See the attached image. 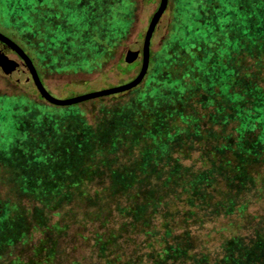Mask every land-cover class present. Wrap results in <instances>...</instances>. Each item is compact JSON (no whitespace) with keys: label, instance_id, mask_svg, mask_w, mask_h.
Here are the masks:
<instances>
[{"label":"trees","instance_id":"trees-1","mask_svg":"<svg viewBox=\"0 0 264 264\" xmlns=\"http://www.w3.org/2000/svg\"><path fill=\"white\" fill-rule=\"evenodd\" d=\"M207 1L212 6L201 5L197 20L202 26L170 48L171 62L151 67L138 93L140 101L104 105L95 124L85 107L74 108L75 115L61 126L57 115L47 121L39 118L33 125L20 120L11 137L2 141L0 163L14 174L18 192L34 197L48 214L61 215L62 207L79 199L87 207L81 213L83 221H99L101 226L111 220L116 223L94 234L102 264H264L260 230L246 239L234 233L235 223L227 220V228L221 226L217 233H230L221 243L226 252L213 262L200 248L203 244L195 232L220 216H245L247 194L264 197V0L250 3V9L241 3L227 7L220 0ZM23 2L22 8L9 14L20 13L25 19ZM45 2L50 18L45 26L54 27L52 35H59V25L52 21L63 18L72 24L60 36L70 33L76 23L85 29L71 38L86 60V49L99 45L110 57L112 49L107 46L130 23H112L117 15L111 23L102 16L94 21L85 4L72 6L63 0L65 10L60 11L51 0ZM73 8L74 18L69 19ZM31 12L29 20L36 28V11ZM226 15L230 17L223 22L221 16ZM232 20L238 21L236 32H226L233 27ZM13 26L12 33L31 54L28 42ZM201 31L203 35H195ZM135 66L120 58L114 68L122 73ZM50 131L57 136L53 140L46 135ZM47 153V163L39 165L43 167L35 173L28 170ZM45 167L53 174L48 180L37 175ZM41 188L46 191L41 193ZM65 211L70 212L66 216L73 212ZM22 213L20 224L8 231L15 234L10 244L19 240L18 234L27 236ZM42 230L50 231L47 224ZM139 235L146 238L144 244L137 242ZM45 240L34 247L32 257L16 256L8 264H54L57 244ZM128 244L132 252L126 250Z\"/></svg>","mask_w":264,"mask_h":264},{"label":"rangeland","instance_id":"rangeland-1","mask_svg":"<svg viewBox=\"0 0 264 264\" xmlns=\"http://www.w3.org/2000/svg\"><path fill=\"white\" fill-rule=\"evenodd\" d=\"M33 1L34 3L26 0L23 10L26 9L25 14L27 16L24 19V15L20 13L9 14L11 11L22 8L23 0H2L0 2V32L18 43L23 50L27 51L26 47L12 33V23L15 25L13 27L19 29L21 37H24L26 39L25 41L29 44L30 55L35 56L37 63L42 67L44 75L42 76L41 74L40 76L39 74V76L45 88L54 97L66 99L115 85H122L130 81L138 73L141 64V52L137 57H134L129 50L137 42H142L149 20L158 7L160 0H66L72 6L85 4V10L86 8L91 9L89 18L94 21L101 19L102 16L106 22L110 21L111 23L114 16L117 15L112 23L125 26L126 23L130 22L122 30V36L117 40H111L110 46H107L108 51L112 49V55L110 57H105L106 53L103 50V46L99 45V48L94 46L95 48L91 47L90 49H86L84 54L88 58V61L82 58L83 54H81V50L76 51L78 46L72 43L71 38V35L79 31L82 33L85 29L82 30L76 23L70 33L68 32L60 36V31H63V29H66V26L72 24L71 21L63 18L60 21H52L53 26L56 27L59 25V35H52L53 32H56V30H53L54 27L52 25L51 27L45 26V23L50 24L49 22H45L46 19H50L47 17L46 12V9L49 8L48 4L45 0ZM212 1L215 2V0ZM246 1L248 3H245L244 0L243 2L242 0L238 2L237 0H220L219 2L225 6L227 5V7L231 6L232 2L236 5L241 3L242 6H247L248 9L251 8L250 3L255 2V0ZM51 3L60 11L65 10L63 8V0H51ZM206 3L209 5L210 1L168 0L167 7L151 37L150 69L148 68L143 82L131 90L121 92L122 94L119 93L120 95H117V93L112 94L117 95L115 98L107 95L70 106H55L41 98L36 87L31 83L29 76L14 72L8 77L9 74H5L0 68V149L3 139L11 137L12 133H14L13 128L15 124L20 120L26 124L31 123L33 125L39 118L45 117L47 121V119L57 115L60 118L58 123L61 126L75 115L76 110L74 108L85 107L87 118L95 124L99 120L102 111H105L104 105H116L128 100L134 103L140 101L141 96L138 93L143 88L145 79L151 75V67L157 63L159 65V62L166 61V63H169L172 61L169 53L170 48L178 43L180 37H186L187 34H194V28L202 26L197 20L201 19V9L203 7L200 9V6ZM213 8L215 9V7H212L211 10ZM33 10L36 11L34 13L36 15L33 17L36 20L34 21L37 24L36 28L34 27V23L32 24L31 20H29V16H31L30 14L33 13L31 12ZM74 11L75 9L73 8L67 14L69 19L74 18ZM84 13L86 14V12ZM229 17L230 15L221 16V20L227 22V18ZM43 18L44 20L42 22L41 19ZM237 23L238 21L232 20L231 25L233 27L226 30V32H236L235 27ZM214 24L218 26L216 21ZM86 29H89V24L86 25ZM89 31H92V29ZM218 31L217 29V34L219 33ZM203 34V31L195 33L196 36ZM49 35L51 38H48ZM221 38L216 37V39ZM75 40L81 41L79 37ZM92 43L95 44L94 41ZM139 49H141V46ZM183 52H187V47H185ZM7 55L16 60L13 54L8 53ZM92 56H98L96 61L100 59L102 61L96 64ZM120 58L129 63L130 66H136L128 72L119 73L115 70L114 65ZM16 61L18 62V60ZM102 62L104 64L100 66ZM105 115L109 116V113ZM43 127L47 128V126ZM51 131L46 135L53 140L57 136H53ZM54 141L56 142V140ZM48 155L50 153H47L44 160H39V164H33L32 167H28V170L34 172L39 167H43L39 165L42 162L47 163ZM46 169L45 167L42 171L38 170L37 175L42 176V180H44L43 178L48 180L53 175L51 172V174L48 173ZM13 176L14 174L9 173L8 168L2 166L0 163V264H8L16 256H19L21 259L32 257L34 247L45 237L46 243H49L50 239H53L57 244L54 264L103 263V258L98 253V246L94 242V234L103 232L104 230L107 231L113 226H116L113 220L104 226H101V222L99 221H83L81 213L87 207L79 199L72 205L62 207L61 215H50L44 211L45 208L41 207V204L34 197L18 192L12 179ZM35 184L38 186L40 183L36 182ZM39 191L42 193L46 189L41 188ZM246 198H249V202L245 216L237 213L227 216L228 218L220 216L209 223H205L202 227H196L195 232L199 235L203 244V247L200 248L202 250L205 249L204 251L210 254L209 260L211 262L225 255L226 250L225 247L222 248L221 243L230 233L225 232L222 235L217 233L220 231L221 226L227 228V220H232L235 223V231L233 232L244 236L246 239H250L255 231L259 230L260 234L264 236V197L256 199L253 194L251 196L247 194ZM14 204L19 205L18 208H15ZM166 208L171 209L172 207H169L168 204ZM67 209L73 211L71 216H66L70 214L69 211L66 213L65 210ZM21 212H23L22 216H25L27 236L25 238L18 234L19 240L10 244L9 239H11L12 235L15 237V234H11L8 231L10 228L15 229L20 224L18 215ZM113 218H116L117 221L119 217L114 213ZM46 224L47 228L50 229L49 232L48 230H42L46 228ZM63 225H65L64 230L62 229ZM137 238L138 243L144 244L146 242L144 235H139ZM132 249L131 244H128L126 250L132 252ZM44 253L48 252L45 251ZM142 264L151 263L145 261Z\"/></svg>","mask_w":264,"mask_h":264},{"label":"water","instance_id":"water-1","mask_svg":"<svg viewBox=\"0 0 264 264\" xmlns=\"http://www.w3.org/2000/svg\"><path fill=\"white\" fill-rule=\"evenodd\" d=\"M167 4H168V0L159 1L158 7L156 8V10L154 11V13L152 14L149 20L142 42H137L129 50L130 52H132V55L134 57H137L141 52L140 69L138 73L133 78H131L130 81L122 85H115L109 88L83 93L66 99H59L54 97L45 88L33 64L32 59L22 49V47L18 45V43H16L15 41H13L12 39H10L9 37L5 36L3 33L0 32V44L3 43L5 46L16 52L17 55L21 58L41 98H43L47 103L55 106H70L81 103L83 101H87L89 99H95L98 97H103L107 95L128 91L135 88L136 86L140 85L143 82L149 68L151 37L157 23L159 22V19L161 18L163 12L167 7ZM140 46L141 49H139ZM0 68L5 74H11L12 72L20 73L22 71L20 64L16 60L10 58L2 49H0Z\"/></svg>","mask_w":264,"mask_h":264},{"label":"flooded vegetation","instance_id":"flooded-vegetation-1","mask_svg":"<svg viewBox=\"0 0 264 264\" xmlns=\"http://www.w3.org/2000/svg\"><path fill=\"white\" fill-rule=\"evenodd\" d=\"M2 44V46H0V47H2V50L6 53V54H8V53H11V54H13L15 57H16V60H18V62L20 63V67H21V69H22V71L20 72V74L21 75H27V76H29L30 77V79H31V76H30V74H29V72L27 71V69H26V67L24 66V64H23V62H22V60H21V58L17 55V53L16 52H14L13 50H11L10 48H8L7 46H5L3 43H1ZM25 51V50H24ZM26 52V51H25ZM27 53V52H26ZM28 54V53H27ZM28 56L32 59V61H33V64H34V66H35V68H36V70H37V72H38V75L40 74V76H41V74H42V76L44 75L43 74V71H42V67H41V65H39L38 63H37V61H36V59H35V56H33V55H30V54H28ZM41 72V73H40ZM12 73H14V72H12ZM10 76V74L8 75V77ZM39 76V77H40ZM44 78V77H43ZM41 79V78H40ZM42 81V80H41ZM31 83L33 84V86L35 87V85H34V83H33V81H32V79H31ZM43 83V82H42Z\"/></svg>","mask_w":264,"mask_h":264}]
</instances>
